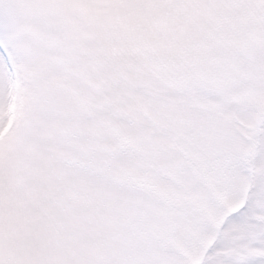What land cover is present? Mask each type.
I'll return each instance as SVG.
<instances>
[{
	"label": "snow or ice",
	"instance_id": "obj_1",
	"mask_svg": "<svg viewBox=\"0 0 264 264\" xmlns=\"http://www.w3.org/2000/svg\"><path fill=\"white\" fill-rule=\"evenodd\" d=\"M0 264H264V0H0Z\"/></svg>",
	"mask_w": 264,
	"mask_h": 264
}]
</instances>
